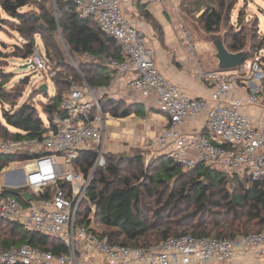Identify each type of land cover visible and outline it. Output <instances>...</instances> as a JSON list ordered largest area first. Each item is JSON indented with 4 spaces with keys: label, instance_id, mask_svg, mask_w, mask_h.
<instances>
[{
    "label": "built area",
    "instance_id": "obj_1",
    "mask_svg": "<svg viewBox=\"0 0 264 264\" xmlns=\"http://www.w3.org/2000/svg\"><path fill=\"white\" fill-rule=\"evenodd\" d=\"M78 19H92L99 29L121 46L123 59H107L110 84L94 89L86 83L72 85L61 103L62 117L55 132L41 140H0V155L28 153L33 159L8 171L9 184L0 185V218L18 223L30 233L51 237L63 244L55 254L32 245L0 250V264H264V229L230 238L184 234L149 248L110 244L77 222L80 202L91 177L104 165V116L99 100L111 85L130 75L128 89L142 98L155 96L158 111L167 117L166 128L149 146L185 169L202 164L224 175L256 180L264 177V127H256L242 113L246 106L264 108V99L253 90L246 100L231 96L249 74L257 80L264 72L256 61L232 73L200 71L210 90L209 99L191 98L172 84L155 64V51L145 35L126 16L136 0H70ZM182 37L194 54L192 37L183 25ZM28 62L50 78L56 71L38 48ZM203 118L199 132L185 134L181 126ZM231 146V148L226 147ZM97 148L93 171L85 177L73 169L81 151ZM19 197L5 190H23ZM24 193L30 194L25 201Z\"/></svg>",
    "mask_w": 264,
    "mask_h": 264
},
{
    "label": "trees",
    "instance_id": "obj_2",
    "mask_svg": "<svg viewBox=\"0 0 264 264\" xmlns=\"http://www.w3.org/2000/svg\"><path fill=\"white\" fill-rule=\"evenodd\" d=\"M31 2L37 5L38 15L21 12ZM44 2L0 1L3 13L18 22L15 29L24 41L16 57L27 61L35 48L34 38L39 36L45 49L44 57L49 66L54 63L55 66L50 67L56 71L51 78L55 93L48 97L47 104L42 107L41 113L45 119L32 104L11 105L10 96L0 93V105L10 104L9 109L0 108V140L3 141L41 140L45 134L55 132L57 120L62 117L61 103L65 96L59 89L68 90L75 82L78 85L86 83L94 89L105 87L112 78L107 59H123L122 48L115 39L104 34L94 20L78 19L70 0H55L58 20ZM236 3L237 0H182L180 12L184 26L188 20L195 19L194 26L206 34H215L225 21H229ZM144 17L156 27L148 13H144ZM239 17L240 14L237 15L238 22ZM261 37L263 43L259 46V52H263V55L257 62L263 69L264 30ZM223 42L230 53H237L245 49L246 37L244 32H237ZM63 47L73 58L87 56L97 62L88 66L78 63V71H74L66 63ZM248 55L249 52L246 60ZM6 58L0 49V66ZM103 61L107 65H103ZM61 68L70 71V77L63 74ZM99 104L103 115L116 118H125L134 111L125 102L109 98H101ZM226 147L231 148L229 145ZM97 157L96 147L81 151L72 163L73 169L87 177ZM33 158L28 153L0 155V173L11 163ZM103 160L104 165L97 168L91 177L76 219L89 232L110 244L145 249L187 234L186 231L197 238L224 239L237 234L258 233L264 229V177L252 180L224 175L202 164L188 170L164 155L150 158L144 164L143 154L138 151L127 156L103 153ZM230 183L235 185V190L227 187ZM5 191L19 197V193L28 192V189ZM150 200L154 201L153 206H150ZM182 206H188L190 212L180 215ZM175 213L178 218H171ZM94 223L102 229L97 231L92 228ZM181 229L185 232H179ZM25 244L55 254L64 249L58 240L26 232L18 223L0 218V250Z\"/></svg>",
    "mask_w": 264,
    "mask_h": 264
},
{
    "label": "crops",
    "instance_id": "obj_3",
    "mask_svg": "<svg viewBox=\"0 0 264 264\" xmlns=\"http://www.w3.org/2000/svg\"><path fill=\"white\" fill-rule=\"evenodd\" d=\"M181 1L136 0L125 9V14L154 49L155 64L159 71L189 97L209 99L210 90L200 77L201 70L213 71L209 48L205 43L196 42L194 54L188 52L187 44L180 33L184 25L180 12ZM144 13L151 16L156 27L146 20ZM129 78L128 74L115 85H111L106 94L105 98L123 101L132 106L134 111L125 118L105 115L104 153L144 149L152 151L156 156L163 155L158 154L149 144L166 128L168 119L158 111L154 95L142 98L128 89ZM253 90H257L259 99H264V81L247 74L243 83L232 91L231 96L244 101ZM242 113L250 118L254 126L264 127V108L246 106L242 108ZM202 127L203 118L200 116L181 126V131L193 134ZM11 170L4 168L2 172L5 174Z\"/></svg>",
    "mask_w": 264,
    "mask_h": 264
},
{
    "label": "rangeland",
    "instance_id": "obj_4",
    "mask_svg": "<svg viewBox=\"0 0 264 264\" xmlns=\"http://www.w3.org/2000/svg\"><path fill=\"white\" fill-rule=\"evenodd\" d=\"M1 1V0H0ZM50 13L55 17L56 20L59 18V14L57 12V4L55 0H45L43 3ZM21 12L38 15L39 11L37 9V5L34 2H31L28 6L24 7ZM202 13V12H201ZM240 14L239 22L237 19V15ZM195 20V19H194ZM194 20H188L185 23V28L188 30L189 34L192 37L193 46L196 48V42H202L208 45L210 62L213 64V71H217V62L214 58L215 49L212 44V37L219 36L222 41H225L228 36L235 34L237 32H244L246 37V46L242 51L249 52L248 60H245L242 64L244 68L249 67L250 61H258L260 60V56L263 55V52H259V46L262 45V33L264 30V0H237L236 5L230 13L229 21H225L221 26L220 30L215 34H206L201 28L194 26ZM18 22L13 21L7 15L3 13L0 8V49L6 55L5 61L0 66V93L6 94L10 96L9 98L12 100L9 103L16 104V106L21 105L24 102L32 104L39 113L42 112L43 105L47 104L48 97L53 96L55 93V87L51 81L49 74L46 71H39L34 69L33 67L26 68L25 65L28 64V60L25 61L21 58L16 57V54H19L18 49H22L24 45V41L22 37L16 32V27ZM181 37H182V32ZM183 38V37H182ZM184 39V38H183ZM185 41V39H184ZM35 48H38L40 52L45 55V49L41 42L39 36L34 38ZM187 44V42L185 41ZM224 43V42H223ZM225 46V45H224ZM251 46H254L250 48ZM188 48V44H187ZM256 48V50H255ZM64 56L66 57V63L70 64L74 71H78L77 65L78 63L83 65H90L97 60L92 59L87 56H76L73 58L69 55L66 48H62ZM189 52V50H188ZM65 61V60H64ZM258 63V62H257ZM103 65L106 64L105 61L102 62ZM50 66H55L52 63ZM63 74L66 76L71 75V72L67 69H60ZM234 71V70H233ZM233 71H226L225 73H232ZM264 72V67L262 69ZM263 80L264 79H260ZM3 82V83H2ZM2 84V85H1ZM46 84L48 87L47 95L39 94V88ZM78 82L72 83V85H78ZM80 86V85H78ZM68 90H63V88L59 89L61 94H67ZM10 104L0 105V108L3 106L5 109H9ZM43 119L45 116L41 113ZM105 117V115H103ZM1 117V116H0ZM105 144V142H104ZM142 152L144 158V164L148 162L150 158L156 157L154 153L150 150L144 149H131L129 152H114L117 156H127L132 154L133 152ZM23 164L11 163L5 169H16L21 168ZM101 167V166H100ZM99 168V166H98ZM93 171V170H92ZM7 173H0V185L9 184V179L7 178ZM230 190H235V185L233 183L228 184L227 186ZM241 190V187L237 188ZM150 206L154 205V201H149ZM94 209V208H92ZM180 211V215L183 212H190V208L188 206H182ZM92 217V216H91ZM173 219L178 218L177 213L172 215ZM92 228L97 231H100L102 228L97 224H92ZM261 229V228H260ZM179 232H185L182 229ZM187 234L190 233L186 231ZM253 232V231H252ZM240 235V234H237ZM236 236V235H235Z\"/></svg>",
    "mask_w": 264,
    "mask_h": 264
},
{
    "label": "water",
    "instance_id": "obj_5",
    "mask_svg": "<svg viewBox=\"0 0 264 264\" xmlns=\"http://www.w3.org/2000/svg\"><path fill=\"white\" fill-rule=\"evenodd\" d=\"M42 29L45 30L44 27ZM212 44L215 49V55L214 58L217 62V70L220 72H226V71H233L239 68L244 61L247 58V52L246 51H240L237 53H230L226 47L224 46V43L222 39L219 36H213L212 37ZM26 68L33 67V64L29 62L25 65ZM39 91L41 93H47L48 87L46 84H43ZM23 197L25 198V201H28L30 199L29 193H24Z\"/></svg>",
    "mask_w": 264,
    "mask_h": 264
}]
</instances>
